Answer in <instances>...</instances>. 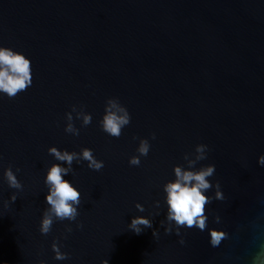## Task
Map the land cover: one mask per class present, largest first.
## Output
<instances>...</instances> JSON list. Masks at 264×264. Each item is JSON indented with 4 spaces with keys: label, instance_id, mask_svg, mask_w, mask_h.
<instances>
[{
    "label": "water",
    "instance_id": "95a60500",
    "mask_svg": "<svg viewBox=\"0 0 264 264\" xmlns=\"http://www.w3.org/2000/svg\"><path fill=\"white\" fill-rule=\"evenodd\" d=\"M0 47L25 54L33 74L15 99L0 94V264H264V0H0ZM113 97L131 114L119 138L99 123ZM72 105L93 117L74 121L78 137L64 131ZM133 137L151 144L138 167ZM199 144L209 151L196 168L216 166L206 195L218 181L225 200L207 205L205 231L165 234L164 185ZM53 146L90 148L105 166L73 162L64 179L82 194L80 215L45 236V179L62 163ZM9 165L24 190L6 208ZM137 216L152 228L130 230ZM213 228L228 233L218 247ZM55 240L69 259H54Z\"/></svg>",
    "mask_w": 264,
    "mask_h": 264
},
{
    "label": "clouds",
    "instance_id": "9594fccd",
    "mask_svg": "<svg viewBox=\"0 0 264 264\" xmlns=\"http://www.w3.org/2000/svg\"><path fill=\"white\" fill-rule=\"evenodd\" d=\"M32 83L31 60L25 54L12 48L0 47V94L6 95L9 99H15L21 92L27 91ZM73 113H75V117ZM75 120H81V127H87L91 125L93 117L91 113L84 111V106L78 108L76 105H72V110L66 113L67 124L64 131L78 137L80 128L76 127ZM99 123L102 131L111 137L119 138L123 129L130 125L131 114L119 98H109L106 101L105 115ZM133 139H139L138 155L132 156L129 159V164L138 167L141 165V157L148 156L151 144L147 138L133 137ZM152 139H156L155 133H152ZM208 151L207 145L199 144L194 153H186L184 160L187 161V168L183 165L175 166V179L164 185L163 190L166 193L167 204L165 234L170 235L175 229V234L181 236V228H198L200 231H205L208 229L207 205L213 199L225 200L218 181L215 184V196L206 195L213 188L209 178L214 176L216 166L210 164L199 169L196 168L199 161L207 159ZM48 152L49 155L62 163L52 164L45 179V185L49 190L46 196L48 207L43 213L39 229L40 233L45 236L51 233L55 221L75 222L80 215L78 208L82 203V194L69 180L64 179L65 176L74 173L73 162L79 164L82 161H87L88 168L94 171H100L105 166L104 161L98 160L90 148H83L78 153L68 150L61 151L53 146L48 149ZM63 163H66L67 167L62 166ZM258 163L264 166V155L259 157ZM19 171L20 169L16 168L14 172L11 165L4 171V179L9 188L17 190L11 195L10 200L4 201L6 208L10 207L17 200L18 193L24 190L23 183L16 175ZM160 206V201L157 200L154 207L159 209ZM136 208L140 212L145 211L144 206L140 203L136 204ZM156 215H159V212ZM160 223L162 227L165 225L163 220ZM215 223H221L219 215L215 217ZM152 224V220L148 217L137 216L132 219L129 229L136 234H141L145 228H152ZM77 227L82 229L84 225L78 223ZM72 231L73 228L70 225L66 226L67 233ZM153 236L158 238L159 231L154 230ZM227 238L228 233L223 230L216 228L210 230V244L213 247H218ZM179 242L184 244L185 240L181 238ZM52 250L55 253L54 259L60 261L69 259V254L61 251L59 240L52 243ZM259 259L257 257V260ZM41 264L44 262L41 261ZM102 264H109V261L105 259Z\"/></svg>",
    "mask_w": 264,
    "mask_h": 264
}]
</instances>
